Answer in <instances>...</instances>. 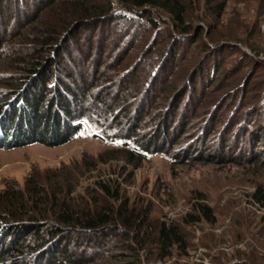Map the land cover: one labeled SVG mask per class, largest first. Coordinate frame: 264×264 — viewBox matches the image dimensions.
Instances as JSON below:
<instances>
[{"label": "trees", "instance_id": "trees-1", "mask_svg": "<svg viewBox=\"0 0 264 264\" xmlns=\"http://www.w3.org/2000/svg\"><path fill=\"white\" fill-rule=\"evenodd\" d=\"M13 1L15 8H12ZM228 2L0 0V73L11 75L0 78V150L69 143L84 130V123L96 122L92 119L95 114L107 120L118 107L122 109L126 105L123 100L116 102L113 97L110 104L103 100L108 91L106 87L98 90L106 74L101 71L112 60H118V70L150 31L155 34V42L165 31L162 26L166 24V16L176 33L171 43L150 59L145 76L137 78L139 94L133 105L142 106L147 99L143 109L150 111L155 103L153 92L160 89V94L169 98L166 112L176 104L175 111L159 118L157 130L163 134L154 135L144 143L136 139L142 128L135 123L125 130L116 123H111V127L103 123L114 131L111 140L121 145L122 149L114 152L128 164L140 163L147 160V154L164 152L165 147L161 146L174 150L177 147L174 137L190 134L196 139L186 145L184 154L191 153L194 142L200 139L195 133L200 131L203 148L208 151L211 148L206 145L215 135L221 155L229 150V158L236 160V154L244 157L242 154L249 150L251 158H258L256 162L264 164V152L257 153L259 157L255 154V149L264 147V62L258 61L255 53L256 58L235 48L244 55L238 62L241 64L234 66L233 75L222 77L223 65L216 60L221 49L211 51L220 44L212 39L211 31L206 34L207 28L203 25L212 29L219 24ZM112 37L116 41L110 53L113 50L115 55H110L107 63L108 42ZM184 42L185 49L181 47ZM200 44L203 47L195 57L197 61L187 64L189 47ZM226 46L233 47L224 44L221 48ZM88 64L93 71L91 82L83 72L89 68ZM249 65L256 72L261 71L260 84L251 85L255 77L248 74L252 68L244 69ZM162 75L164 85L160 83ZM224 79L231 81L225 84ZM120 86L117 94L121 92ZM78 89L83 97L76 94ZM95 89L99 91L97 102L102 101L105 108L92 111L84 106L88 103L87 95ZM212 92L217 97H211L214 101L210 100V109L201 114L200 108L210 99L206 93ZM183 104L194 108L190 109L187 120L180 122V128L171 133L178 106ZM143 109L139 114L145 112ZM201 115L206 122L195 131L190 123ZM163 135L166 144L161 143ZM84 175L74 169L50 171L44 177L32 176L25 189L9 185L0 193V264H9L20 252L23 258L18 264L166 263L177 251L189 249L184 226L202 222L201 216L190 215V220L183 223L155 220L151 205L133 202L119 181L110 178L98 180L78 194ZM254 196L258 203L264 204L263 187ZM200 211L213 222L210 208L202 206ZM29 236L34 238L32 243H27Z\"/></svg>", "mask_w": 264, "mask_h": 264}, {"label": "rangeland", "instance_id": "rangeland-1", "mask_svg": "<svg viewBox=\"0 0 264 264\" xmlns=\"http://www.w3.org/2000/svg\"><path fill=\"white\" fill-rule=\"evenodd\" d=\"M12 6L15 8L14 1ZM164 20L166 22L162 26L164 33L161 32V36L153 42L155 34L150 31V34L144 37V41H141V45L136 44L137 48L125 57V61L118 70L116 65L118 60L109 62L110 55L112 57L115 55L113 50V54L110 53L111 46L116 41L115 37L108 42L110 49L107 51L105 62L112 63L101 71L106 74L102 77L104 82L99 85L98 90L107 88L108 92L103 96L107 104H110L114 97L116 102L123 100L126 105L122 109L118 107L117 111L109 114L107 120L98 113L95 114L92 119H96V122L84 123V130L69 143L60 146L35 144L23 148L0 150V193L9 185L25 189L27 180L32 176L44 177L50 171L64 170L66 172L70 169L82 171L85 175L80 182L78 194H82L87 186L98 180L114 179L119 181L123 191L133 202L138 205H151L152 218L155 220L183 223L184 220H190V215L202 218V222L184 226L190 243L186 252L177 251L166 263L151 264H264V204L258 203L254 196L259 187H263L264 190V164L256 162L258 158H251L249 150L242 154L244 157L236 154V160L229 158L231 156L229 150L223 156L220 154L219 140L214 135L210 137L206 145L211 148L208 151L203 148L204 141L198 131L195 134H198L200 139L194 142L191 153L184 154L186 145H190L196 139L195 135L190 134L174 137L177 143L174 150L169 149L167 145L161 146L166 148L162 149L164 152L154 151L153 154H147V160L140 163L128 164L123 156L114 152L122 149L121 145L111 140L114 131L112 132L103 123L108 124L109 127L116 123L122 130L135 123L142 128L136 139L144 143L154 135L157 137L163 134L157 130L159 118L175 111L176 104L172 105L170 112L168 110L166 112L170 104L169 98L161 95L160 89L153 92L155 103L150 111L143 109L147 99L146 102L141 103L142 106L137 104L138 108L133 105L134 98L139 94L136 89L137 78L145 76L150 59L156 56L158 50L171 43L172 35L176 33L173 31L171 20L166 16ZM203 25L207 28L206 34L209 35L211 31L212 39L220 44L211 51L217 52V49H221V55L215 59L223 65L222 77L233 75L236 72L233 69L234 66L241 64L238 62L244 55L234 50L235 48L248 56L255 58L258 56L257 60L264 62V0H229L225 15L219 24H215V27H211L212 29ZM152 44L157 46L154 47ZM224 44H231L233 47L221 48ZM181 45L185 49L187 43L184 42ZM149 46L150 50L145 53ZM202 47L201 44L189 47L187 64L193 65L197 61L195 57L199 51H202ZM123 56H120V59ZM201 58H203L202 54H200ZM202 62L203 59L200 60V64ZM89 65V68L83 72L87 73V80L91 82L93 71L92 66ZM252 67L249 65L247 69H244L248 71ZM229 69L230 72L227 71ZM127 72V76L123 78L122 75ZM254 72L256 70L252 68L251 74H248L250 77H255L251 85L260 84L262 73L259 71L253 74ZM8 76L11 75L0 73V78ZM160 79L162 83L163 75ZM77 80L78 75L75 74V81ZM229 81L231 79H224L225 84ZM66 84L71 88L74 87L70 81H66ZM120 84L121 92L117 94ZM79 89L76 94L80 98L83 94ZM99 91L95 89L89 92L85 108L92 111L105 108L102 101L97 102ZM206 95L210 99H207L200 108L201 114L210 109V100L214 101L212 98L217 97L213 96V92ZM141 107L145 111L141 113L142 117L139 114ZM178 107L171 133L180 128L182 124L180 122L186 121L191 115L190 109L194 108L193 106L189 108L188 105L186 107L185 104ZM130 109L131 111L127 113ZM100 114L103 115L101 111ZM140 119L144 120L140 121ZM98 120L101 124L97 122ZM205 122L204 116L201 115L190 124L196 131ZM162 138L165 142L162 140L161 143L166 144L167 139L164 135ZM233 144L232 142L229 146ZM199 152L200 155L197 154ZM255 152V154L264 152V147L260 146V149L258 151L255 149ZM257 156L259 157L260 154ZM92 165H95V169ZM202 206L211 209L213 222H210L200 211ZM33 240L34 238L29 236L27 243H32ZM21 250L24 251V248ZM22 258L23 255L20 252L9 261V264H18ZM144 264L148 263L144 262Z\"/></svg>", "mask_w": 264, "mask_h": 264}]
</instances>
